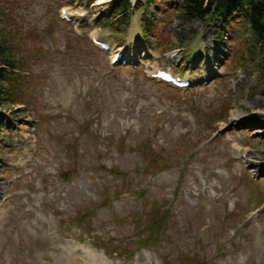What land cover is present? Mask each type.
Instances as JSON below:
<instances>
[{"label": "rangeland", "instance_id": "obj_1", "mask_svg": "<svg viewBox=\"0 0 264 264\" xmlns=\"http://www.w3.org/2000/svg\"><path fill=\"white\" fill-rule=\"evenodd\" d=\"M8 1L35 38L17 84L30 98L0 108V264H264V52L251 60V36L133 0L115 37L94 26L112 0ZM110 35L139 70L94 46ZM154 68L193 84L165 87Z\"/></svg>", "mask_w": 264, "mask_h": 264}, {"label": "trees", "instance_id": "obj_2", "mask_svg": "<svg viewBox=\"0 0 264 264\" xmlns=\"http://www.w3.org/2000/svg\"><path fill=\"white\" fill-rule=\"evenodd\" d=\"M79 1L93 5L96 0ZM145 1L147 5L155 4L159 9L165 4L167 8H165L164 20L167 21L175 16L182 22V25L196 23L197 21L204 24L222 21L226 31L235 27H240L243 30L248 29L251 32L252 42H254L252 48L247 49L251 60L255 61L259 54L264 52V0H229L226 8L214 5L208 9L205 8L206 0ZM174 1L175 4H173ZM15 6V1L10 3L8 0H0V107L10 103L12 105L20 104L21 100L27 102L30 98V92L25 85H17L27 80V76L21 73L15 74V71L28 73L31 70L29 61L33 54H30L32 51L29 53L25 47H27L26 43L29 38H35V34L29 32L25 35L21 32V29H18V25L14 20L17 10ZM111 8V17L102 20L103 24H113L119 30L121 24H126L129 21L133 2L132 0H115L112 2ZM147 32L150 31L147 29ZM22 46L25 47L22 48ZM257 47H260L258 52L256 51ZM239 57L243 60L244 53H241ZM10 88L14 89L11 90ZM14 95L16 99H13ZM152 214L151 222L162 224L167 221L168 214L164 212L159 215L153 211Z\"/></svg>", "mask_w": 264, "mask_h": 264}, {"label": "bare ground", "instance_id": "obj_3", "mask_svg": "<svg viewBox=\"0 0 264 264\" xmlns=\"http://www.w3.org/2000/svg\"><path fill=\"white\" fill-rule=\"evenodd\" d=\"M241 116L238 114V113H235V115H233V118H234V121H238L239 123H243L245 124L246 122H243L242 119L244 118H240ZM92 256H93V253L91 252Z\"/></svg>", "mask_w": 264, "mask_h": 264}]
</instances>
